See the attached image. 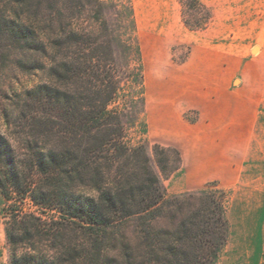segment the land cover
<instances>
[{"label":"trees","instance_id":"16d2710c","mask_svg":"<svg viewBox=\"0 0 264 264\" xmlns=\"http://www.w3.org/2000/svg\"><path fill=\"white\" fill-rule=\"evenodd\" d=\"M178 1L188 29L207 25L201 0ZM50 2L39 0L34 18L15 8L0 13V43L5 37L46 58L53 50V82L13 91L15 105L4 110L0 127L8 264H215L228 235L223 193L164 195L146 147L124 141L120 114L108 107L115 87L91 45L93 20L77 26ZM87 5L100 9V21L101 0ZM99 46L110 49L107 39ZM15 62L41 67L37 60ZM152 151L164 177L179 168L176 148L154 143ZM167 152L174 154L170 166Z\"/></svg>","mask_w":264,"mask_h":264},{"label":"rangeland","instance_id":"374dc122","mask_svg":"<svg viewBox=\"0 0 264 264\" xmlns=\"http://www.w3.org/2000/svg\"><path fill=\"white\" fill-rule=\"evenodd\" d=\"M22 1V5L16 7L19 4L16 0H0V13L15 8L34 18L40 11L39 0ZM201 1L209 8L210 18L200 30H190L184 25L182 6L178 0H101L100 21L94 11L100 9L97 6L91 9L87 5L89 0L67 1L68 7H65L62 0H58L56 5L51 0L49 7H53L56 13V8L66 11L77 26H85L93 20L94 32L90 40L95 43L91 45L99 48L95 52L104 59V69L115 87L108 107L120 114L124 126V141L130 146L146 147L152 166L161 178L164 195L170 197L206 189L215 192L217 199H220L218 194L223 193L228 235L215 264H264V124L253 127L251 142L236 143L238 150L235 155L240 160L241 170L236 171L234 178L232 176V182H222L224 179H201V176L191 174V169L181 167V163L178 169L164 177L156 165L152 151L154 143L176 147L163 137L165 134L158 135L153 131L149 133L147 128L148 88L155 81L153 66L156 61L162 69L164 62H167V65L173 67L165 68L175 71L174 65L183 64L196 44L206 42L220 45L221 49L235 54V85L240 83V77L243 76H253L256 72L264 76V0ZM73 3L75 7L70 10L69 4ZM5 39L3 37L0 43L2 130L4 110L15 105L13 91L20 92L39 82H53L50 59L53 50H50V55L46 58L40 50L27 51L23 44L12 41L8 45ZM106 39L110 49L103 48L102 53L99 44H106ZM85 47L91 51L89 45ZM7 50L10 55H7ZM17 58L37 60L41 67L21 69L15 62ZM168 77L169 82L170 74ZM183 116L194 121L197 111L187 109ZM167 156L170 166L174 154L167 152ZM1 207L0 195V264H8ZM24 209L32 207L25 203Z\"/></svg>","mask_w":264,"mask_h":264},{"label":"crops","instance_id":"0c3cea01","mask_svg":"<svg viewBox=\"0 0 264 264\" xmlns=\"http://www.w3.org/2000/svg\"><path fill=\"white\" fill-rule=\"evenodd\" d=\"M157 62L148 88L149 133L165 134L191 174L232 182L241 170L236 143L251 142L253 127L264 124V76H243L235 85V54L206 42L196 44L174 72ZM187 109L197 111L194 121L183 116Z\"/></svg>","mask_w":264,"mask_h":264}]
</instances>
